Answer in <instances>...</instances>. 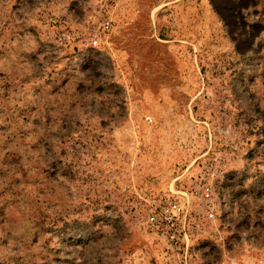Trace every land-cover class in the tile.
Here are the masks:
<instances>
[{
    "label": "rangeland",
    "instance_id": "rangeland-1",
    "mask_svg": "<svg viewBox=\"0 0 264 264\" xmlns=\"http://www.w3.org/2000/svg\"><path fill=\"white\" fill-rule=\"evenodd\" d=\"M0 264H264V0H0Z\"/></svg>",
    "mask_w": 264,
    "mask_h": 264
},
{
    "label": "built area",
    "instance_id": "built-area-1",
    "mask_svg": "<svg viewBox=\"0 0 264 264\" xmlns=\"http://www.w3.org/2000/svg\"><path fill=\"white\" fill-rule=\"evenodd\" d=\"M104 29H109V22L104 24ZM181 208L175 202H168L165 209H161L159 212L152 211L147 217V222L155 227V229L160 230L164 225H168L172 222L176 216L180 215Z\"/></svg>",
    "mask_w": 264,
    "mask_h": 264
}]
</instances>
